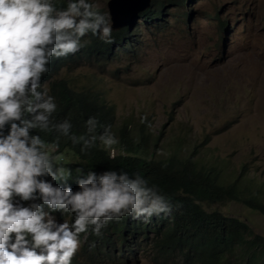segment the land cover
Masks as SVG:
<instances>
[{"label":"rangeland","instance_id":"rangeland-1","mask_svg":"<svg viewBox=\"0 0 264 264\" xmlns=\"http://www.w3.org/2000/svg\"><path fill=\"white\" fill-rule=\"evenodd\" d=\"M109 1L95 0L108 13ZM161 5V21L137 17L130 31L134 39L79 68L62 69L59 78L78 92L100 94L114 107L117 138L121 131L136 141L149 134V159L196 151L195 161L218 166L226 184L245 172L246 191L264 201V0H152L151 10ZM223 22L229 24L225 31ZM110 151L116 155L119 149ZM68 159L73 161L65 156L63 163ZM204 208L247 223L253 231L248 241L264 240L259 212L236 202ZM154 239V234L149 241L129 238V246L114 241L97 262L180 264L179 249L173 261L154 247ZM85 240L77 258L90 254ZM239 262L232 257L225 264Z\"/></svg>","mask_w":264,"mask_h":264},{"label":"clouds","instance_id":"clouds-1","mask_svg":"<svg viewBox=\"0 0 264 264\" xmlns=\"http://www.w3.org/2000/svg\"><path fill=\"white\" fill-rule=\"evenodd\" d=\"M111 23L95 0H0V264H73L88 234L110 221L172 211L139 173L87 167L91 149L119 143L112 126L89 116L73 131L42 81L53 58L77 53L89 34L112 43ZM62 140L78 146V162L63 163Z\"/></svg>","mask_w":264,"mask_h":264},{"label":"trees","instance_id":"trees-1","mask_svg":"<svg viewBox=\"0 0 264 264\" xmlns=\"http://www.w3.org/2000/svg\"><path fill=\"white\" fill-rule=\"evenodd\" d=\"M58 6L62 7L63 3ZM164 8L161 5L153 11L148 10L141 14L140 19L143 22H159L164 17ZM221 27L224 29L227 24L223 23ZM130 31V28H125L112 32L110 44L89 34L86 38L88 43L80 51L64 58H53L50 72L42 77L50 94L56 97L58 118H70L73 131H82L83 122L89 116H95L101 125L110 124L113 131L116 125L115 109L92 90H74L65 79L59 78L61 70L79 68L94 56L108 55L116 43L120 46L130 38L134 39L135 36ZM119 135V143L112 146L119 149L116 155L102 145L94 147L84 157L86 166L95 167L97 171L114 168L125 170L130 175L133 172L139 173L169 199L172 211L167 216L154 215L147 222L128 216L110 221L101 229L99 236L88 234L85 243L89 245L90 254L85 255L83 252L78 258L75 256L73 264H87V261L98 264L97 260L103 258L105 250H111L114 241L129 246L132 244L129 238L149 241L151 234L155 236L154 247L160 249L163 252L161 254H170L173 261L178 256L175 251H181L183 260L180 264H225L232 257L241 261L239 264H264V240L254 236V240L248 241L247 238L253 231L247 223L204 208V204L236 202L264 215V201L255 194L248 193L244 187L245 172L239 174L232 183L226 184L218 166H200L195 161L196 151L188 157H183L178 150L168 155L167 159H149V149L152 146L149 134L139 141L123 131ZM46 138L51 139V136ZM58 155L73 158V161L68 159L64 164L80 160L78 146L73 147L65 140L61 141ZM130 249L133 252V247ZM237 249H241L240 254L236 253ZM106 257L109 259L112 256L106 254ZM104 263L106 261L101 264Z\"/></svg>","mask_w":264,"mask_h":264},{"label":"water","instance_id":"water-1","mask_svg":"<svg viewBox=\"0 0 264 264\" xmlns=\"http://www.w3.org/2000/svg\"><path fill=\"white\" fill-rule=\"evenodd\" d=\"M150 5L151 0H110L108 9L111 15L112 30H120L132 25L134 19Z\"/></svg>","mask_w":264,"mask_h":264}]
</instances>
